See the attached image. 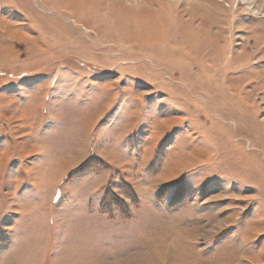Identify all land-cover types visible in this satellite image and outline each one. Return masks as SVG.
<instances>
[{
  "label": "rangeland",
  "instance_id": "obj_1",
  "mask_svg": "<svg viewBox=\"0 0 264 264\" xmlns=\"http://www.w3.org/2000/svg\"><path fill=\"white\" fill-rule=\"evenodd\" d=\"M0 26V264H264V0H0Z\"/></svg>",
  "mask_w": 264,
  "mask_h": 264
},
{
  "label": "bare ground",
  "instance_id": "obj_2",
  "mask_svg": "<svg viewBox=\"0 0 264 264\" xmlns=\"http://www.w3.org/2000/svg\"><path fill=\"white\" fill-rule=\"evenodd\" d=\"M4 21V20H3ZM2 22V21H1ZM6 24V23H5ZM1 27V26H0ZM12 31H13V29H11ZM15 30V29H14ZM15 31H17V30H15ZM15 31H14V33H15ZM15 35V34H14ZM17 35V34H16ZM15 35V36H16ZM23 37V36H22ZM21 38V37H20ZM26 40V39H25ZM231 87H232V85H231ZM200 152H197V153H195L194 155L195 156H197V154H199ZM255 223H251V228H250V230L251 231H253V232H260L261 231V228H262V224H259V223H261L260 221H259V219H257L256 221H254ZM262 254H264V247H261V248H259L258 249V255L259 256H251L250 257V260L251 261H261L263 258H262Z\"/></svg>",
  "mask_w": 264,
  "mask_h": 264
},
{
  "label": "crops",
  "instance_id": "obj_3",
  "mask_svg": "<svg viewBox=\"0 0 264 264\" xmlns=\"http://www.w3.org/2000/svg\"><path fill=\"white\" fill-rule=\"evenodd\" d=\"M36 99H37V98H36ZM114 141H115V140H114ZM116 142H117V143H116L115 145H116L117 147H120V145H121L120 143H121V142L118 141V140H117ZM125 144H126V146H127L128 141H125ZM8 148H9V147H8ZM124 152H125V151H124ZM125 154H126V153H125ZM25 155H27V154H24V153L22 152L21 155H20V157H24ZM13 188H14V190H15L16 187L13 186ZM13 188H12V189H13Z\"/></svg>",
  "mask_w": 264,
  "mask_h": 264
}]
</instances>
